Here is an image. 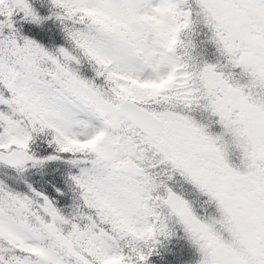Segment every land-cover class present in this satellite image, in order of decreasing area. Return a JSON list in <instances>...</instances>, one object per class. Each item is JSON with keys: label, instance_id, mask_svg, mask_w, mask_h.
I'll list each match as a JSON object with an SVG mask.
<instances>
[{"label": "snow or ice", "instance_id": "obj_1", "mask_svg": "<svg viewBox=\"0 0 264 264\" xmlns=\"http://www.w3.org/2000/svg\"><path fill=\"white\" fill-rule=\"evenodd\" d=\"M0 264H264V0H0Z\"/></svg>", "mask_w": 264, "mask_h": 264}]
</instances>
